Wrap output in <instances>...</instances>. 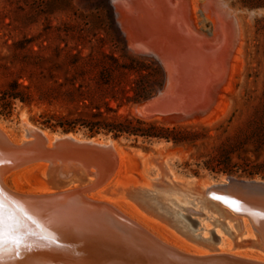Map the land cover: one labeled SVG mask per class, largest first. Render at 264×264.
<instances>
[{
    "label": "rangeland",
    "instance_id": "1",
    "mask_svg": "<svg viewBox=\"0 0 264 264\" xmlns=\"http://www.w3.org/2000/svg\"><path fill=\"white\" fill-rule=\"evenodd\" d=\"M24 39H31L33 49L47 57L58 48L62 53L68 48L75 52L76 46L83 55L113 52L127 56V61L135 57L151 67H159L162 87L150 100L135 104L138 109L131 106L129 112L167 126L188 125L210 134L197 147L94 135L95 139L114 138L122 158L119 176L123 183H155L153 187L163 190L167 184L179 187L178 181L187 176L219 180L228 174L210 172L203 162L226 136H234L252 120H264V7L248 8L240 0H0V56L9 59L12 51L6 45ZM38 44L46 47L39 49ZM41 110L42 106L28 107L17 102L10 116L0 115V123L15 140L20 134L22 117L52 132L32 120ZM255 146L254 142L246 144L248 155H252ZM153 154L167 162L152 168L148 157ZM139 156L143 157L141 161ZM256 160H264V144ZM38 164L8 174L6 185L14 189L17 186L19 191L39 189ZM148 171L158 179L152 180ZM175 196L167 201L169 208L189 216L188 222L194 219L197 225L193 229L205 225L201 224L206 221L203 213L186 214L183 210L196 209L195 202H182L180 195ZM122 204L117 208L164 241L189 251L201 248L188 244L185 240L192 241L133 201L126 199Z\"/></svg>",
    "mask_w": 264,
    "mask_h": 264
},
{
    "label": "water",
    "instance_id": "2",
    "mask_svg": "<svg viewBox=\"0 0 264 264\" xmlns=\"http://www.w3.org/2000/svg\"><path fill=\"white\" fill-rule=\"evenodd\" d=\"M45 131L51 134L49 139L41 131H37L30 139L19 140L22 133L20 128L19 137L15 140L7 131L9 139L0 130V165L17 169L32 163L46 164V170L41 175V192L18 191L8 184L5 186L0 177V195L14 207H18L23 218L32 222L41 223L44 218L50 217L68 219L85 225L92 234L74 231L67 236H54L53 239L48 237L47 241L34 236L37 243H29L30 246L19 250L16 255L6 257L0 264H91L97 262L96 257L110 255L114 250L127 246L142 253L143 260H138L135 264H264V261L243 254L249 250L259 251L252 245L254 241L264 242V179L258 178L259 181H256L255 178L228 174L219 180H212L217 183L210 188L209 193V201L214 206L242 217L243 214L236 211H248L257 223L252 222L250 226L252 235L243 234L230 239L231 250L209 249L203 254L184 251L175 244L164 241L109 201L87 196L102 189L100 193L103 196L115 198L124 193L126 198H134L133 186L123 190L121 186L111 182L118 160L122 162V158L120 155H110L111 147L101 140L107 142L114 138L106 136L97 139L100 140L98 142L94 140L95 136L85 137L79 132ZM142 158L139 156L140 161ZM162 159L159 154L148 157L152 168H158V162ZM100 170L105 172L104 179L109 181L106 186L96 184L93 190L84 192L66 185L72 178H76L81 185L86 184L89 179L95 183L99 179ZM201 180L204 179L187 176L182 181L186 186L196 189ZM245 217L252 219L247 214ZM189 220L193 228L196 221ZM25 231L24 225L12 228L7 232L8 239H16V236H23L29 230ZM209 236L216 241L217 234L214 230L209 231ZM185 241L200 248V245ZM106 263L124 264L117 261Z\"/></svg>",
    "mask_w": 264,
    "mask_h": 264
},
{
    "label": "trees",
    "instance_id": "3",
    "mask_svg": "<svg viewBox=\"0 0 264 264\" xmlns=\"http://www.w3.org/2000/svg\"><path fill=\"white\" fill-rule=\"evenodd\" d=\"M248 8L264 7V0H240ZM9 59L0 56V115L10 116L14 104L42 106L35 121L52 131L78 132L114 138L162 140L173 145L197 147L211 137L188 125L167 126L158 120L133 116L129 108L151 99L163 85L159 67L113 52H89L76 46L63 53L58 48L47 57L33 49V41H14ZM38 44V48H44ZM116 46H115V49ZM126 57V59H125ZM128 109V110H127ZM254 142L248 155L245 146ZM264 144V120H252L234 136H226L203 162L210 172L260 176L264 160L257 161ZM237 158V160H234Z\"/></svg>",
    "mask_w": 264,
    "mask_h": 264
},
{
    "label": "bare ground",
    "instance_id": "4",
    "mask_svg": "<svg viewBox=\"0 0 264 264\" xmlns=\"http://www.w3.org/2000/svg\"><path fill=\"white\" fill-rule=\"evenodd\" d=\"M187 71L188 70L186 69V72ZM135 106L137 107L136 109H138V106L137 105ZM21 120H22V123H21L22 133L20 135L19 140H28L31 137H33V135L37 131H41V133L45 137H47V139L50 138V135H51L50 133H48L45 130H40L38 126L29 122L26 117H22ZM0 130L9 139L8 135L10 134L8 135L6 134L7 130L4 129L1 123H0ZM94 140L100 142V140H97L95 138ZM102 141L106 143L109 147H111L110 153H109L110 155L111 154H113L114 156L120 155V152H119L120 150L118 149V145L115 143L114 140L107 141V142L104 140H101V142ZM118 161L119 162L117 164L116 169L114 170L113 180H111V182H113V184L117 186H121L123 190L125 188L128 189L129 187L133 186L134 198L129 199V200L136 203L141 209H143L147 213L166 222L169 226L174 227L176 231L184 235L187 239L192 241L197 246L200 245L201 248L195 250L194 252L203 254L209 249H216L220 251L224 248L225 250H231L232 246H231L230 239H232L233 237H237L239 235H243V234L252 235L250 231L251 230L250 226L252 222L254 223L256 220L254 216H251L252 214L250 212L244 211V210L236 211V212L241 213V215L243 214L244 217L237 216L233 214L232 212L228 211L227 209L214 206L213 203L209 201L210 188L217 185L216 182L212 180H206V179L201 180V183L196 189H193V187L191 186H186L183 181H178L179 187L172 186V184L169 182L171 185L167 184L166 188L163 190H160L158 187H153L155 183H147V185H142V184L133 185L130 182L123 183L119 176L122 173V172L120 173V170H119L120 159ZM166 162H167L166 159H162L158 163H160V165H164ZM38 166L40 167L39 170H41V175H42L46 170V164L39 163ZM17 169H10L9 167H6L3 164L0 165V177H1L2 183L5 186H6L5 177L8 174H14L15 173L14 171ZM99 174H100L99 179L95 181V183H94V180L89 179V181H87L86 184L81 185L77 183L78 181L76 178L75 179L72 178L66 182V185L67 187L69 186L74 189L79 188L80 190L85 192V191L93 190L96 184H101L102 187L106 186L107 183L109 184V181H106L104 179L105 172L100 170ZM157 179L158 177L152 178V180H157ZM255 180L259 181L258 178H255ZM13 183H16V182H13ZM77 185H80V186L76 187ZM16 189L18 191L21 190L17 186H16ZM42 190H43V180L41 179V187L35 191L41 192ZM101 190L100 191L97 190L96 192H93L87 196L109 201L110 203H112L113 205L119 208L123 205L122 202H125V200L128 199L124 196V193L115 198L114 197L111 198L110 196L108 197L103 196L100 193ZM175 195H178L177 197H179L180 195L182 197V202L183 200H188V201L192 200L193 202L191 201V203L195 202L196 209L192 207L190 208L184 207L183 210L184 209L186 210L185 211L186 214L194 213V214L202 215L203 213L205 216V218L203 219H206V221H204V223H202L203 222L202 221L201 224H205V225H202V226L200 225L201 227L199 226L197 229L195 228L196 229L195 230L192 228L190 222H188L187 220L189 216L187 217L186 215L182 214L181 211L178 212L176 210H173L174 209L173 207H172L173 209L169 208L167 206L168 205L167 201H169L170 199L173 200V198L175 199L176 198ZM175 201H178V199ZM188 201H187V204H188ZM199 204L202 206V210H204V212L201 211ZM186 206H189V205H186ZM0 207H1L0 221H2V231L4 233L3 238L0 239V262L4 261V259H6V257L10 255H16L19 252V250L30 246L29 243H35V242L37 243L38 240L34 236H38L37 238L40 237V239L43 238L42 241H47L48 237L53 239L54 236H67L73 233L74 231L81 232V233L89 232V234H92L91 231H89V229L85 225H80L68 219H59V218L52 219L53 217H50L48 219L44 218L42 221H40L41 223H36L35 221L32 222V220H28V218H23L24 216L22 215L23 214L22 211L18 207H14L8 199L3 198L1 195H0ZM214 211H216V215H214ZM140 214L142 215L141 211H140ZM246 214L248 216L250 215V217H252L253 220L250 219L249 217H248L249 219L245 217ZM211 223L214 225L211 226ZM21 225H24L26 228V231L27 230L29 231L27 232L25 231L26 234H24L23 236H16L17 237L16 239H13V240L8 239L7 232L12 228L19 227ZM210 230H214V232L217 234L216 241L212 240L211 237L209 236ZM252 245L255 248H258L259 251L249 250V251L243 252V254L246 256H251V257H254L255 259L264 261V242L263 240L254 241ZM184 251H189V250H184ZM234 253L238 254V252H234ZM95 259H97L96 260L97 262H93L91 264H104L110 261L122 262L124 264H135L137 263L138 260L142 261L143 257H142V253H139L135 249L127 246V247H122L119 250H114V253L110 255H106L104 257L98 256Z\"/></svg>",
    "mask_w": 264,
    "mask_h": 264
},
{
    "label": "snow or ice",
    "instance_id": "5",
    "mask_svg": "<svg viewBox=\"0 0 264 264\" xmlns=\"http://www.w3.org/2000/svg\"><path fill=\"white\" fill-rule=\"evenodd\" d=\"M3 235H4V233L2 231V221H0V239L3 238Z\"/></svg>",
    "mask_w": 264,
    "mask_h": 264
}]
</instances>
